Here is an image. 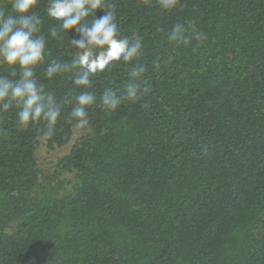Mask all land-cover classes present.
<instances>
[{"label":"trees","instance_id":"1","mask_svg":"<svg viewBox=\"0 0 264 264\" xmlns=\"http://www.w3.org/2000/svg\"><path fill=\"white\" fill-rule=\"evenodd\" d=\"M116 3L122 34L143 37L148 91L93 108L77 138L63 118L50 140L14 114L0 122V264H264V0H181L171 14ZM177 23L207 39L173 49ZM126 79L114 68L97 93ZM41 141L70 146L51 176Z\"/></svg>","mask_w":264,"mask_h":264},{"label":"clouds","instance_id":"2","mask_svg":"<svg viewBox=\"0 0 264 264\" xmlns=\"http://www.w3.org/2000/svg\"><path fill=\"white\" fill-rule=\"evenodd\" d=\"M41 2L0 0V122L14 114L17 130L35 126L50 140L62 118L85 130L93 108L112 114L125 102L138 103L148 91L142 78L145 44L135 31L122 34L116 0H46L42 8ZM140 2L171 14L181 0ZM206 39L192 23H177L167 35L177 51L199 47ZM53 44L69 51L53 55ZM118 67L126 70L123 86L97 93V78H108ZM60 80L69 86L57 93L52 85Z\"/></svg>","mask_w":264,"mask_h":264},{"label":"rangeland","instance_id":"3","mask_svg":"<svg viewBox=\"0 0 264 264\" xmlns=\"http://www.w3.org/2000/svg\"><path fill=\"white\" fill-rule=\"evenodd\" d=\"M87 130H77L74 131V138H77L81 135L87 134ZM70 146H66L63 148L56 149L54 151H49L43 142H40V145L37 148L36 151V159L38 163L39 169L43 172L44 176H51L55 174V164L57 163V160L65 156L69 151ZM71 180L70 174H61L58 177L57 182H64V188L62 192H69L71 190L70 185L67 183Z\"/></svg>","mask_w":264,"mask_h":264}]
</instances>
